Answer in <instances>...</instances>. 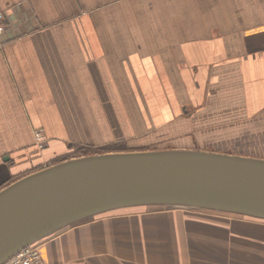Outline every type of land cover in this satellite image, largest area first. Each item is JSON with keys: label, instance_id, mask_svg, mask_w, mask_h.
<instances>
[{"label": "crops", "instance_id": "0c3cea01", "mask_svg": "<svg viewBox=\"0 0 264 264\" xmlns=\"http://www.w3.org/2000/svg\"><path fill=\"white\" fill-rule=\"evenodd\" d=\"M0 6V189L74 144L173 142L264 158V0ZM133 219L87 217L40 249L48 264H264V238L244 252L237 237L212 234L201 243L210 255L193 247L195 226Z\"/></svg>", "mask_w": 264, "mask_h": 264}, {"label": "water", "instance_id": "95a60500", "mask_svg": "<svg viewBox=\"0 0 264 264\" xmlns=\"http://www.w3.org/2000/svg\"><path fill=\"white\" fill-rule=\"evenodd\" d=\"M178 205L264 219V158L187 148L74 156L0 189V264L87 217Z\"/></svg>", "mask_w": 264, "mask_h": 264}, {"label": "rangeland", "instance_id": "374dc122", "mask_svg": "<svg viewBox=\"0 0 264 264\" xmlns=\"http://www.w3.org/2000/svg\"><path fill=\"white\" fill-rule=\"evenodd\" d=\"M80 146V147H79ZM159 144H147V145H138L133 146L129 145L126 141H115L110 142L104 145L99 146H89V145H78L74 144L70 150V153L67 155L80 156L88 155L94 153H103L110 151H130V150H145V149H159L176 146L175 143L169 142L166 146L161 147ZM84 148V149H82ZM83 153V154H82ZM118 212V213H117ZM105 213V212H104ZM100 213L95 216H100ZM107 214L112 215L117 218H148L152 217L155 222H159V226L164 229L171 225L172 227L178 228L177 225H182L183 230H186L188 226H195L196 233H190L189 236L192 237L191 240L197 241L193 244V247H200V250L204 251L207 254L214 255L215 250H210V248H204L201 243L210 242L215 240L212 234H230L237 238L233 240H238L245 244V246L240 245L244 252L252 251V248L247 247V244L255 243V237H258L260 240L264 238V219L255 218L252 216L211 210L206 208H198L192 206H178V205H138L130 206L125 208H119L117 211H108ZM135 219H133L134 222ZM154 222V223H155ZM156 224V223H155ZM181 226V227H182ZM211 236V237H210ZM230 238L232 239V237ZM230 241L229 237H226ZM187 239V238H185ZM226 239V240H227ZM232 240V241H233ZM211 243V242H210ZM196 245V246H195ZM255 245V244H253ZM211 246V245H210ZM199 249V248H197ZM241 249V248H239ZM243 253V257H250L248 254Z\"/></svg>", "mask_w": 264, "mask_h": 264}, {"label": "built area", "instance_id": "2783aa9c", "mask_svg": "<svg viewBox=\"0 0 264 264\" xmlns=\"http://www.w3.org/2000/svg\"><path fill=\"white\" fill-rule=\"evenodd\" d=\"M5 11L0 6V43L1 34L5 30ZM36 146L38 149L42 150L45 145V138L41 130L35 131ZM3 264H48L44 258L42 251L40 249V244L34 242L24 247L18 251L15 255L9 258Z\"/></svg>", "mask_w": 264, "mask_h": 264}, {"label": "trees", "instance_id": "16d2710c", "mask_svg": "<svg viewBox=\"0 0 264 264\" xmlns=\"http://www.w3.org/2000/svg\"><path fill=\"white\" fill-rule=\"evenodd\" d=\"M80 147V146H79ZM82 149H84V148H82ZM70 153V152H69ZM68 153V154H69ZM83 154V153H82ZM71 156H73V153H71V155H67V156H63V157H57V158H55L54 160H52V162L53 163H56V162H58V161H60V160H63V159H66L67 157H71ZM116 210H118V209H115V210H111L110 212H112V211H116ZM106 213H108V212H105L104 214H106Z\"/></svg>", "mask_w": 264, "mask_h": 264}]
</instances>
